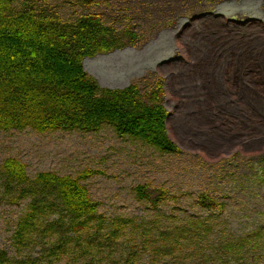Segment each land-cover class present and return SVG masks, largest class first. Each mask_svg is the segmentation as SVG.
<instances>
[{
    "label": "trees",
    "instance_id": "trees-1",
    "mask_svg": "<svg viewBox=\"0 0 264 264\" xmlns=\"http://www.w3.org/2000/svg\"><path fill=\"white\" fill-rule=\"evenodd\" d=\"M82 1L86 8L94 4ZM132 1L109 2L105 13L141 19ZM48 2L0 0V131L96 133L111 127L119 137L139 140L160 154H180L168 135L161 82L143 96L137 85L102 88L84 69V58L122 48L123 38L136 39L137 33L119 31L101 13L64 19ZM95 173L74 177L45 171L31 177L23 162L5 159L0 203L26 202V207L11 238L14 256L0 250V264H231L241 262L244 245H257L211 239L219 224L214 219L225 205L208 189L193 199L208 216L160 215L170 199L180 198L151 184L138 185L133 193L153 216H107L83 184ZM35 250L36 257L28 255Z\"/></svg>",
    "mask_w": 264,
    "mask_h": 264
},
{
    "label": "rangeland",
    "instance_id": "rangeland-1",
    "mask_svg": "<svg viewBox=\"0 0 264 264\" xmlns=\"http://www.w3.org/2000/svg\"><path fill=\"white\" fill-rule=\"evenodd\" d=\"M113 1L94 0L89 8L82 0H50L48 4L67 20L83 13H101L104 21L119 31L137 33L136 39L124 37L122 48L84 58V69L102 88L137 85L143 96L161 82L168 135L182 152L160 154L139 140L119 137L111 127L96 133L12 130L0 131V167L5 159L17 158L31 177L45 171L74 177L95 171L83 184L110 217L155 214L133 193L141 184L165 186L180 198L170 199L160 215L208 216L193 205L195 194L208 189L225 205L214 219L219 224L211 239L256 243L254 249L244 245L241 262L231 264H264V149L236 143L210 152L207 132L194 121L196 102L204 99L199 94L200 82L184 79L193 67L181 42L183 39L188 48L194 47L196 34H203L219 20L231 28L253 21L264 23V0H133L134 12L141 16L134 22L122 11L114 16L105 13ZM192 26L194 31L184 38ZM25 207L26 202L20 206L0 203V250L11 257L15 253L11 238ZM37 252L28 255L36 257Z\"/></svg>",
    "mask_w": 264,
    "mask_h": 264
},
{
    "label": "bare ground",
    "instance_id": "bare-ground-1",
    "mask_svg": "<svg viewBox=\"0 0 264 264\" xmlns=\"http://www.w3.org/2000/svg\"><path fill=\"white\" fill-rule=\"evenodd\" d=\"M181 42L193 67L184 79L200 82L194 121L210 152L236 143L264 149V23L231 28L219 20L196 34L194 47Z\"/></svg>",
    "mask_w": 264,
    "mask_h": 264
}]
</instances>
